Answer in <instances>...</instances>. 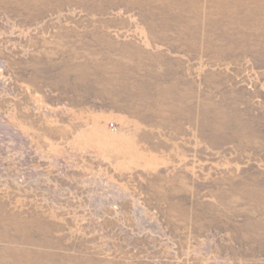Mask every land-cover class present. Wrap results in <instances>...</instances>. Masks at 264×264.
<instances>
[{
  "label": "rangeland",
  "instance_id": "1",
  "mask_svg": "<svg viewBox=\"0 0 264 264\" xmlns=\"http://www.w3.org/2000/svg\"><path fill=\"white\" fill-rule=\"evenodd\" d=\"M0 264H264V0H0Z\"/></svg>",
  "mask_w": 264,
  "mask_h": 264
}]
</instances>
